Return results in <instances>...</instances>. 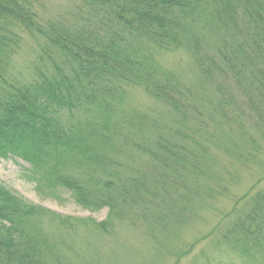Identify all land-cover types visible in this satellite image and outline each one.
I'll return each instance as SVG.
<instances>
[{
	"label": "trees",
	"instance_id": "1",
	"mask_svg": "<svg viewBox=\"0 0 264 264\" xmlns=\"http://www.w3.org/2000/svg\"><path fill=\"white\" fill-rule=\"evenodd\" d=\"M40 2L0 0V157L22 160L44 196L108 216H64L0 182V264H54L48 216L102 231L151 219L156 237L159 224L187 218L178 198L213 196L210 181L226 188L216 150L254 162L264 140V0H80L72 18L45 25ZM24 32L44 39L29 78L12 69ZM181 49L197 71L192 87L160 61ZM130 87L166 111H125ZM263 181L235 203L216 242L238 264H264Z\"/></svg>",
	"mask_w": 264,
	"mask_h": 264
},
{
	"label": "rangeland",
	"instance_id": "2",
	"mask_svg": "<svg viewBox=\"0 0 264 264\" xmlns=\"http://www.w3.org/2000/svg\"><path fill=\"white\" fill-rule=\"evenodd\" d=\"M80 0H41L39 23L45 25L50 19L72 18L77 11ZM22 47L12 58L13 72L20 77L29 78L33 75L34 66L38 62L44 39L35 32L22 34ZM161 63L176 73L187 86L196 82L197 71L193 67L190 54L181 49L163 52ZM124 101L125 111L140 110L147 114L166 111L167 107L139 87L127 88ZM237 138V136H235ZM215 168L224 190L215 188L207 196L192 195L188 199L178 198L177 202L186 203L187 217L178 224H159L154 237L150 226L151 219L142 222L137 219L117 221L115 228L102 231L89 221L74 222L68 228L48 216L47 229L49 234L58 241L57 260L54 264H238V253L226 246L216 244L218 238L228 225L235 203L241 200L244 193L264 176V140L254 162L243 164L232 159L223 150H216ZM144 165L148 159L143 158ZM26 164L16 158L0 157V182L7 188L18 192L35 204L44 206L64 216L76 218L92 217L97 221L107 218L108 210L97 212L84 210L74 200L65 197L63 200L44 196L37 190L36 184L25 179L22 168ZM229 170V173L226 171ZM126 174V169H123ZM205 181L203 185H206ZM264 186V181L258 188ZM226 189V190H225ZM207 191H210L207 190ZM207 191L205 193H207ZM211 193V191L209 192ZM180 194H188L180 192ZM244 202H242L243 204ZM241 207V202L239 204ZM144 224V225H143ZM149 224V225H148ZM57 237V238H56ZM189 250V252H186Z\"/></svg>",
	"mask_w": 264,
	"mask_h": 264
}]
</instances>
